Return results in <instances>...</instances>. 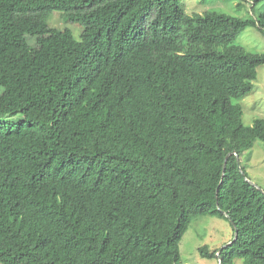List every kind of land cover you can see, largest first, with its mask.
<instances>
[{"label":"trees","instance_id":"obj_1","mask_svg":"<svg viewBox=\"0 0 264 264\" xmlns=\"http://www.w3.org/2000/svg\"><path fill=\"white\" fill-rule=\"evenodd\" d=\"M248 27L264 34V10L0 0V118L22 116L0 119V264H182L195 215L234 224L222 264H264V194L232 154L264 143L234 102L264 64L235 44Z\"/></svg>","mask_w":264,"mask_h":264},{"label":"rangeland","instance_id":"obj_2","mask_svg":"<svg viewBox=\"0 0 264 264\" xmlns=\"http://www.w3.org/2000/svg\"><path fill=\"white\" fill-rule=\"evenodd\" d=\"M182 9L189 15L215 11L239 19L254 20L264 10V0L254 6L250 0H179ZM253 7V8H252ZM60 12H53L48 19L50 28L69 29L79 39L82 27L78 24L62 22ZM33 41H31L32 43ZM235 44L251 53H264V34L255 27H248L239 34ZM3 88L0 87V94ZM242 123L251 126L256 119H264V64L257 68V76L252 90L240 100ZM1 121L13 123L15 128L21 115L3 117ZM239 166L243 168L248 181L264 194V143L256 141L250 150L239 156ZM233 238V228L228 220L218 216L195 215L190 218L189 227L179 243L182 264H218L217 259H203L199 248L207 246L209 251L219 250ZM234 264H242L236 259Z\"/></svg>","mask_w":264,"mask_h":264},{"label":"water","instance_id":"obj_3","mask_svg":"<svg viewBox=\"0 0 264 264\" xmlns=\"http://www.w3.org/2000/svg\"><path fill=\"white\" fill-rule=\"evenodd\" d=\"M232 154L236 157L237 165H238V167L240 168V166H239V156L237 155L236 152H233ZM227 156H228V155H227ZM227 158H228V157L225 158V161H224V164H223V173H224V170H225V164H226V162H227ZM245 180H246L247 182H249L247 178H245ZM249 183H250V182H249ZM250 184H251V183H250ZM251 185H252V184H251ZM253 186H254V185H253ZM254 187H255V186H254ZM262 193H263V192H262ZM221 213H222L227 219H229L228 216H227L225 213H223V212H221ZM231 224H232V227H233V229H234L233 238H232V240H231L228 244L224 245L221 249L217 250L215 256H216V259L218 260V264H222V258H221V256H220L221 251L224 250V249H226V248H228V247L232 244V242H234V241L236 240V238H237V234H238V232H237V230H235V228H234V224H233L232 222H231Z\"/></svg>","mask_w":264,"mask_h":264}]
</instances>
